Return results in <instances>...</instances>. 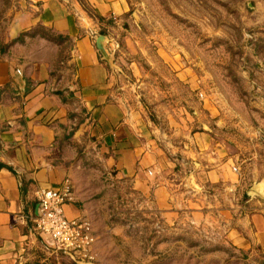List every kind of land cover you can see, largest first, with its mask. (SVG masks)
<instances>
[{"label":"crops","instance_id":"1","mask_svg":"<svg viewBox=\"0 0 264 264\" xmlns=\"http://www.w3.org/2000/svg\"><path fill=\"white\" fill-rule=\"evenodd\" d=\"M85 2L91 12L78 0H0V264H75L47 251L34 224L36 192L60 190L66 182L74 193L66 215L91 223L97 264L199 261L200 251L181 242L150 255L151 242L112 220L117 208H107V189L125 183L152 202L145 212L156 213L174 233L192 237L213 229L214 241L235 252L264 255L259 202L242 211L217 199L224 196L221 186L238 194L242 187L219 144L194 131L179 149L176 135H187L176 126L168 135L115 96L116 79L96 39L111 19L118 27L129 21L130 0ZM37 28L68 40L26 35ZM107 40L112 50L113 35ZM174 177L185 186L180 193L171 185Z\"/></svg>","mask_w":264,"mask_h":264},{"label":"rangeland","instance_id":"2","mask_svg":"<svg viewBox=\"0 0 264 264\" xmlns=\"http://www.w3.org/2000/svg\"><path fill=\"white\" fill-rule=\"evenodd\" d=\"M130 2L129 21L118 27L111 19L104 28L115 39L107 49L115 96L168 135L175 126L187 135H176L179 149L189 132L207 134L242 178L240 194L223 186L210 193L223 194L216 197L225 208H264V197L250 192L260 185L264 195V0ZM179 183L171 182L176 193L185 188ZM106 206L117 208L114 222L130 224L128 233L151 242L150 255L181 242L200 251L195 264H264L260 252L239 253L214 241L213 229L190 237L165 228L156 213L145 212L152 202L126 183L108 187Z\"/></svg>","mask_w":264,"mask_h":264},{"label":"built area","instance_id":"3","mask_svg":"<svg viewBox=\"0 0 264 264\" xmlns=\"http://www.w3.org/2000/svg\"><path fill=\"white\" fill-rule=\"evenodd\" d=\"M39 214L34 218L35 232L45 240L49 252H57L75 264H97L92 247L95 236L90 222L69 219L65 205L73 201L70 182L62 189H41L36 192Z\"/></svg>","mask_w":264,"mask_h":264},{"label":"trees","instance_id":"4","mask_svg":"<svg viewBox=\"0 0 264 264\" xmlns=\"http://www.w3.org/2000/svg\"><path fill=\"white\" fill-rule=\"evenodd\" d=\"M81 3L83 4L84 8L88 11V12H91V10L89 9V7L87 6L85 0H80ZM96 18V20H98L99 22H102L103 21V18H100L98 16H94ZM108 24L110 23L107 22ZM27 36H30V37H35L36 35H40L41 37H44L50 41H53V42H62V41H67L68 39L67 38H62V37H57L55 36L54 34H52L51 32H48L42 28H37L36 30L32 31L31 33H28L26 34ZM100 35H103V36H107V32L106 30L102 29L101 32H100Z\"/></svg>","mask_w":264,"mask_h":264},{"label":"water","instance_id":"5","mask_svg":"<svg viewBox=\"0 0 264 264\" xmlns=\"http://www.w3.org/2000/svg\"><path fill=\"white\" fill-rule=\"evenodd\" d=\"M107 42H108L107 37L101 35V36H99V37L96 39V46H97L98 51L101 53L103 59H104L108 64H110V65L112 66V58L110 57V55H109V53H108V51H107V48H106V44H107ZM260 189H261V186L258 185V186H256V187L252 188V189L250 190V192H252V193H256V194H258V195L264 197V195L261 194V192H260L261 190H260ZM250 192H249V193H250Z\"/></svg>","mask_w":264,"mask_h":264}]
</instances>
